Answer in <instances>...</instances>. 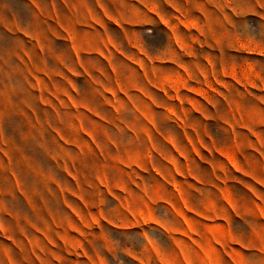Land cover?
<instances>
[{
  "label": "rangeland",
  "instance_id": "obj_1",
  "mask_svg": "<svg viewBox=\"0 0 264 264\" xmlns=\"http://www.w3.org/2000/svg\"><path fill=\"white\" fill-rule=\"evenodd\" d=\"M0 264H264V0H0Z\"/></svg>",
  "mask_w": 264,
  "mask_h": 264
},
{
  "label": "crops",
  "instance_id": "obj_2",
  "mask_svg": "<svg viewBox=\"0 0 264 264\" xmlns=\"http://www.w3.org/2000/svg\"><path fill=\"white\" fill-rule=\"evenodd\" d=\"M48 2H49L51 5H53L54 0H48Z\"/></svg>",
  "mask_w": 264,
  "mask_h": 264
}]
</instances>
